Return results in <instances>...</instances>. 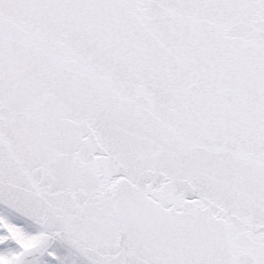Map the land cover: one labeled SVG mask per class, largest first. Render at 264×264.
<instances>
[{"label": "water", "instance_id": "water-1", "mask_svg": "<svg viewBox=\"0 0 264 264\" xmlns=\"http://www.w3.org/2000/svg\"><path fill=\"white\" fill-rule=\"evenodd\" d=\"M9 69L0 202L97 264H264V0H0Z\"/></svg>", "mask_w": 264, "mask_h": 264}, {"label": "rangeland", "instance_id": "rangeland-1", "mask_svg": "<svg viewBox=\"0 0 264 264\" xmlns=\"http://www.w3.org/2000/svg\"><path fill=\"white\" fill-rule=\"evenodd\" d=\"M46 231L19 214L0 206V264H92L58 239L47 246ZM42 246L23 254L18 243L25 247ZM48 250V251H47Z\"/></svg>", "mask_w": 264, "mask_h": 264}, {"label": "bare ground", "instance_id": "bare-ground-1", "mask_svg": "<svg viewBox=\"0 0 264 264\" xmlns=\"http://www.w3.org/2000/svg\"><path fill=\"white\" fill-rule=\"evenodd\" d=\"M47 234L50 236H54L55 238H59L58 235L56 233H54L52 230L50 229H45Z\"/></svg>", "mask_w": 264, "mask_h": 264}]
</instances>
